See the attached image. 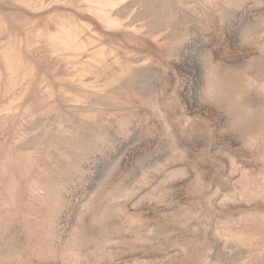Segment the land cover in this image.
<instances>
[{
  "label": "rangeland",
  "instance_id": "rangeland-1",
  "mask_svg": "<svg viewBox=\"0 0 264 264\" xmlns=\"http://www.w3.org/2000/svg\"><path fill=\"white\" fill-rule=\"evenodd\" d=\"M0 264H264V0H0Z\"/></svg>",
  "mask_w": 264,
  "mask_h": 264
}]
</instances>
